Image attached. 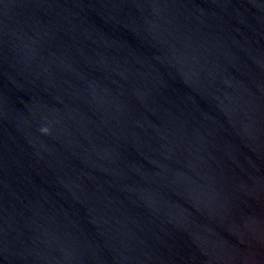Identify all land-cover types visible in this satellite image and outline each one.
Segmentation results:
<instances>
[{
	"label": "water",
	"instance_id": "1",
	"mask_svg": "<svg viewBox=\"0 0 264 264\" xmlns=\"http://www.w3.org/2000/svg\"><path fill=\"white\" fill-rule=\"evenodd\" d=\"M0 264H264V0H0Z\"/></svg>",
	"mask_w": 264,
	"mask_h": 264
}]
</instances>
